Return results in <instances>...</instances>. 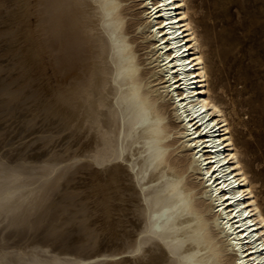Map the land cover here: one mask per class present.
Segmentation results:
<instances>
[{
  "label": "bare ground",
  "instance_id": "obj_1",
  "mask_svg": "<svg viewBox=\"0 0 264 264\" xmlns=\"http://www.w3.org/2000/svg\"><path fill=\"white\" fill-rule=\"evenodd\" d=\"M2 1L7 71L19 73L24 103L50 72L37 116L56 136L40 138L70 150L0 177V238L23 239L47 176L68 160L57 176L86 181L84 218L100 240L83 254L19 250L0 264H264L263 196L234 141V102L209 85L188 0H32L28 39L22 0ZM35 174L46 178L28 187Z\"/></svg>",
  "mask_w": 264,
  "mask_h": 264
},
{
  "label": "rangeland",
  "instance_id": "obj_2",
  "mask_svg": "<svg viewBox=\"0 0 264 264\" xmlns=\"http://www.w3.org/2000/svg\"><path fill=\"white\" fill-rule=\"evenodd\" d=\"M24 1H21L23 5L21 4L20 17L21 28L25 29L24 32L22 31L23 36L28 31L30 33L34 30L38 23L37 8L35 9L37 1ZM1 2L0 6H3L0 7V39H2L0 44L7 46L6 23L3 22L5 21L4 4L2 0ZM188 5L194 27L203 45L209 85L216 95L222 94L223 101L228 102L231 98L234 102L240 124L237 125L238 118L235 115L229 116L232 134L245 167L251 174V179L256 181V192L263 196L259 201L264 209V0H188ZM27 35L24 37L28 39ZM1 45L0 177L4 178L26 169L30 172L35 171L36 166L42 165L44 159L49 161L48 164L64 159L70 149L65 148L66 139L40 138L49 134L56 136L50 130L45 132L42 129V121L37 116L39 112L37 107L41 102L39 100L41 96L43 98L46 95L44 87L51 89L49 84H46L50 72L45 70V73L40 74V77L43 76L41 77L43 84L38 88L40 93L37 89V91L33 89L37 94L31 92V97L33 98L32 93H34L35 99L24 103L21 77L17 72L7 71L8 48ZM34 71L32 72L35 73ZM225 106L228 111L226 104ZM47 163H43L42 166L48 165ZM67 163L68 160L58 162L56 165L58 169L54 168L47 176L51 184L49 189L51 192L42 195L44 197L39 196L41 198L32 205L33 208L31 207L28 214L29 219L34 223L23 227L22 232L26 233L23 239L0 238V256L6 254L7 259L10 260L16 257L15 252L19 250L32 252L33 255L58 254L62 250L83 254L100 240V236L93 238L95 233L87 228L91 225L89 221L86 223L84 218V207L88 199L86 196L89 195V188L85 186L86 181L76 174L69 180L65 179L66 176L60 179L59 175L57 176L59 168ZM61 174H64V171ZM41 175L43 174L30 175L36 177L37 181L28 187H34L46 178ZM41 187L44 190L45 186L41 185ZM70 194L73 195V200L69 199ZM87 201L91 204L90 199ZM14 215L16 214H13V217ZM3 228L0 224V231L6 229ZM44 249L47 251H42ZM117 257L118 255L113 256V258Z\"/></svg>",
  "mask_w": 264,
  "mask_h": 264
}]
</instances>
